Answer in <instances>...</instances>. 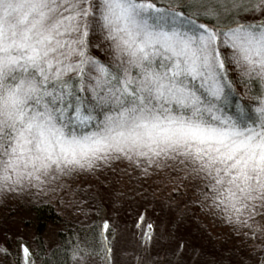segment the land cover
<instances>
[{
  "label": "snow or ice",
  "instance_id": "6c2138e0",
  "mask_svg": "<svg viewBox=\"0 0 264 264\" xmlns=\"http://www.w3.org/2000/svg\"><path fill=\"white\" fill-rule=\"evenodd\" d=\"M225 7L264 16V0H0V184L180 157L226 216L248 215L264 202V19L199 22ZM93 24L109 64L86 52ZM228 63L256 85L244 103Z\"/></svg>",
  "mask_w": 264,
  "mask_h": 264
},
{
  "label": "rangeland",
  "instance_id": "374dc122",
  "mask_svg": "<svg viewBox=\"0 0 264 264\" xmlns=\"http://www.w3.org/2000/svg\"><path fill=\"white\" fill-rule=\"evenodd\" d=\"M183 1L185 0H153L159 7L176 6L177 8ZM212 18L217 25H227L235 21L259 22L264 16L257 12L246 10L237 12L235 9L225 7L220 11L219 18ZM86 43L88 55L106 63L112 62L110 42L94 24L86 38ZM230 51V49L226 50V54ZM132 164H138L153 177L155 190H168L170 196H173L177 179L190 173L192 179L187 183L185 192L197 193L200 190L206 205L198 217V222L189 224L185 218L177 217L178 209H184L190 204L188 196L184 199L181 197L183 193L174 199L175 207L177 204L181 205L175 213L171 212V208L168 211H160L155 204L149 203L148 206L145 201H139L133 207L126 204L120 211L114 210L113 214H111L112 209L104 205L98 220L99 223L106 217L110 220V251L104 252L102 242L98 246L100 253L87 257L78 256L74 264H264V202L254 201V210L248 208L246 210L248 215H241L237 221L235 216L229 218L211 202L210 198H206L204 195L208 191L205 187L206 181L193 171L186 161L182 162V158L158 157L149 163L143 158L128 159L119 154H113L107 161H97L92 167L67 168L63 171L52 169L48 174L41 176L40 180H24L20 184L7 187L0 184V262H4L3 257L7 255L2 240L3 226L18 224L14 211L27 214L36 200L58 197L66 190V194L60 198L62 221L73 220L80 223L84 221V217L85 221H88L91 217L87 214L91 211L80 202L76 189L84 183L91 182L93 173L101 174L103 169L109 170L114 166L121 171L118 172L121 176ZM120 180L126 183L125 177H120ZM89 188L90 191L95 192L91 183ZM79 194L85 197V194L80 192ZM91 196L97 197L95 194ZM96 208L99 209L100 206L97 205ZM10 217H14L17 221L11 220ZM4 219L8 222H2ZM139 219H142L141 225L137 223L140 222ZM29 224L31 226V222ZM49 227L45 232V240L42 239L43 248H50L58 243L54 232L56 226ZM11 228L6 230L9 231ZM12 229L14 231V228ZM17 242L18 240L15 239L12 246V249H18L12 255L14 259L17 255L20 256L21 251L20 242L15 247ZM29 247L32 253L37 254L38 250L35 246L30 244ZM6 258L11 260L9 255ZM21 264H38V261L35 258L33 260L29 251L25 256L22 248Z\"/></svg>",
  "mask_w": 264,
  "mask_h": 264
},
{
  "label": "trees",
  "instance_id": "16d2710c",
  "mask_svg": "<svg viewBox=\"0 0 264 264\" xmlns=\"http://www.w3.org/2000/svg\"><path fill=\"white\" fill-rule=\"evenodd\" d=\"M192 2L193 0H185L180 4L184 6L185 11H188V5ZM161 7L169 8L166 6ZM199 22L206 23L209 26L217 25L212 17L201 16ZM226 69L227 76L234 90L232 97L233 101L239 99L244 103L249 99L256 85L252 83H243L240 71L236 70L237 68L234 64H226ZM232 107L234 108V103ZM118 172L121 171L112 166L109 170L103 169L101 174L93 173L91 175L93 177L91 182L88 184L84 183L81 187L76 189L75 192H77L76 195L80 197V202H83L88 210L91 211L87 214V216L91 217L88 221H85V217L83 219L84 221L80 223L73 220L68 221L63 219L64 221H62L63 216L62 212H60V198L66 194V190L62 191L58 197L52 196L50 199L42 198L36 200L31 205L30 210L26 212L27 214L20 213L18 210L14 211L13 213H16V217L18 218V224L15 225L14 223L11 226H3L4 236L2 237L3 247L6 249V254L9 255L11 260L6 258L7 255L5 254L6 256L3 257L4 262H0V264H21L22 248L28 249L33 260L35 258L38 264H74L78 256L87 257L98 254V246H100L102 242L105 249L104 252H109L111 246V236L109 235L110 220L107 217L101 219L100 223L98 220V216L101 215V210L104 205L109 206V208L112 209L111 214H113L114 210L120 211L126 204L133 207L135 203L145 201L148 206H150L149 203L155 204L156 208L160 211H168L169 208H171V212L175 213L176 209L181 207V205L177 204L175 207L176 200L174 201V199L180 196V193H183L181 197L184 199L188 196V202L190 204L184 209L179 208L176 214L177 217L185 218L186 222L189 224H196L198 222V217H200L202 209L206 205L200 190H198L197 193H191L190 191L185 192L187 183L192 179L190 173H186V175L177 179L175 182L176 187L172 193L173 196H170L168 190H155L153 177L141 169L138 164H132L129 168H126V171H123L121 176ZM120 177L126 178L125 184L120 180ZM90 183L94 188V193L90 191ZM79 192L85 194L84 196L86 198L81 196ZM92 194L97 195V197H92ZM97 205L100 206L99 209L96 208ZM10 219L17 221L14 217H10ZM139 221L140 222L137 223L141 225L142 219H139ZM2 222L7 223L8 220L4 219ZM30 222L31 226H29ZM105 223H107V228H104ZM49 226H56L54 232L56 233V240L58 243L50 248H43L42 239L45 240V232H47ZM9 227L14 228V231H12V228L7 231L6 229ZM15 239L20 242L19 248L21 251L20 256L17 255L14 259L12 255L18 250L16 248L12 249ZM18 242L15 247L18 246ZM30 244L37 248V254L32 253L29 247Z\"/></svg>",
  "mask_w": 264,
  "mask_h": 264
}]
</instances>
